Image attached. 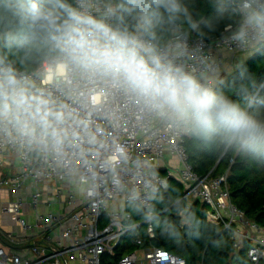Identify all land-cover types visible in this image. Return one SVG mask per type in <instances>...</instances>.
Here are the masks:
<instances>
[{"label":"built area","instance_id":"built-area-1","mask_svg":"<svg viewBox=\"0 0 264 264\" xmlns=\"http://www.w3.org/2000/svg\"><path fill=\"white\" fill-rule=\"evenodd\" d=\"M90 2L103 10L106 0ZM187 39L190 47H201V55L215 61L220 73L226 61L223 54H231L232 61L237 55L253 54L226 45L221 38ZM46 63L33 72H19L47 95L53 111L65 112V120L52 121L46 130L33 125L30 135L21 134L11 120H0V167L5 154L15 156L20 165L15 176L0 172V190H10L15 197L2 212L22 233L7 240L9 251L0 240V264H115V250L128 233L144 228L148 240L155 239L152 197L167 186V178L155 169L167 156L181 166L176 176L186 187L183 199L202 201L209 208V222L230 234L233 248L240 251L248 243L251 263L264 264V227L249 221L231 201L228 172L200 178L193 171L185 148L189 131L117 85L87 79L71 67H62L56 58ZM29 183L34 192L25 201L22 193ZM43 186L53 188V202L68 213L38 215L31 224L23 208H39ZM62 187H68L65 195ZM111 204L122 207L110 211ZM128 206L143 211L146 219L132 223ZM136 245L135 252L116 264H187L172 252L145 247L138 235Z\"/></svg>","mask_w":264,"mask_h":264},{"label":"clouds","instance_id":"clouds-1","mask_svg":"<svg viewBox=\"0 0 264 264\" xmlns=\"http://www.w3.org/2000/svg\"><path fill=\"white\" fill-rule=\"evenodd\" d=\"M207 3L211 15L204 17L189 0H106L103 10L90 0H0V15L22 19L27 37L38 38L62 67L121 87L206 143L264 158V82L241 66L230 86L237 98L218 91L219 67L187 39L223 25L222 43L264 53V0ZM65 118L27 75L0 58V120L30 135L33 125L46 130Z\"/></svg>","mask_w":264,"mask_h":264},{"label":"trees","instance_id":"trees-1","mask_svg":"<svg viewBox=\"0 0 264 264\" xmlns=\"http://www.w3.org/2000/svg\"><path fill=\"white\" fill-rule=\"evenodd\" d=\"M74 1L69 0V3L74 4ZM189 3L201 16L211 15L207 0H189ZM222 31H225L223 25L220 31L211 33L202 27L200 34L192 32L189 37L215 41L221 38ZM0 56L23 72H33L55 59L38 38L27 37L22 19L3 15H0ZM241 66L254 74L258 83L264 82V53L252 54L224 80L218 91L233 96L230 86ZM185 148L188 163L200 178H218L228 172L231 201L245 212L249 221L264 227V158L245 154L225 142L206 143L193 134L187 138ZM231 160H234L232 166ZM185 190L178 179H167L166 188L152 197L155 239L148 240L144 228L128 233L116 248L113 263L138 249V235L145 247L152 245L172 252L184 258L187 264H252L248 258L250 245L245 243L243 249L236 251L230 234L220 225L209 222V208L202 201L183 199ZM127 210L132 212V223L146 219V214L138 208L128 206Z\"/></svg>","mask_w":264,"mask_h":264},{"label":"crops","instance_id":"crops-1","mask_svg":"<svg viewBox=\"0 0 264 264\" xmlns=\"http://www.w3.org/2000/svg\"><path fill=\"white\" fill-rule=\"evenodd\" d=\"M223 55L226 58V61L224 62L222 71L224 72H231V70L233 71L234 70L233 61L231 59H228L229 55L227 54H223ZM245 56L246 57L243 58L242 62H245V60H248L250 57V56L247 57V55ZM237 65L239 67L241 63H237ZM222 75L223 73H221V77ZM176 162H178V160L175 157L167 156L165 160L160 163V165L158 166V169H155V172L159 174L158 171H161V173L165 174L166 176H168L169 172H171L172 174L169 178L174 177L178 179L175 172L172 171L174 164ZM19 167L20 165H19L18 159L15 156H11L9 154H5L2 156V164L0 167V172L5 177L15 176L17 173H19ZM159 175L161 176V174ZM40 190L43 193V198L41 200V205L39 206V208L36 211L31 210L28 205H25L23 208V212L29 223L31 224L34 223L38 215L47 214L49 212H52L57 215L68 213V210L64 209V207L59 206L57 203L53 202L54 193H53V188L51 186L40 187ZM33 192H34V188L32 184L29 183L27 185V190L22 193V196L24 197L25 201H28L31 198V195L33 194ZM14 198L15 197L11 193L10 190H0V235L3 237L5 242H8L7 240H10L11 236H15L18 238L22 237L20 227L12 220L10 215L2 212L3 206L6 203L11 202ZM55 238L59 239L60 234L56 233ZM1 243L4 247H7L6 249L8 250V246H7L8 244L2 241Z\"/></svg>","mask_w":264,"mask_h":264},{"label":"rangeland","instance_id":"rangeland-1","mask_svg":"<svg viewBox=\"0 0 264 264\" xmlns=\"http://www.w3.org/2000/svg\"><path fill=\"white\" fill-rule=\"evenodd\" d=\"M245 55H247V57L251 56L250 54H240V55H237L236 57H234V60H233V63H234L233 69L234 70L238 67L237 63H241V64L244 63L242 61H243V58L246 57ZM230 57H231V54L229 55L228 59H230ZM45 65H48V63H45ZM233 71L232 70H231V72H224V71H222V73H223V75H222L223 80H225L230 75V73H232ZM180 170H181V166L179 165V162H176L174 164V167H173V170L172 171L175 172L176 175H178ZM64 185L65 184H62V186H64ZM62 188H63V193L65 195L67 193V191H68V188L67 187H62ZM121 207L122 206H117L115 204H111L109 206L110 211L111 210H116V209H121Z\"/></svg>","mask_w":264,"mask_h":264},{"label":"water","instance_id":"water-1","mask_svg":"<svg viewBox=\"0 0 264 264\" xmlns=\"http://www.w3.org/2000/svg\"><path fill=\"white\" fill-rule=\"evenodd\" d=\"M0 240H1L2 242L6 243L5 240L3 239V237H2L1 235H0Z\"/></svg>","mask_w":264,"mask_h":264}]
</instances>
